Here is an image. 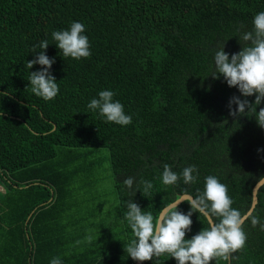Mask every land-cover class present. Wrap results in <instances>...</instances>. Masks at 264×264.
<instances>
[{"label": "trees", "instance_id": "1", "mask_svg": "<svg viewBox=\"0 0 264 264\" xmlns=\"http://www.w3.org/2000/svg\"><path fill=\"white\" fill-rule=\"evenodd\" d=\"M261 11L264 0H0V264H50L53 257L136 264L124 250L133 238L123 218L127 202L155 216L185 191L197 195L208 175L227 186L233 208L247 213L264 176V129L250 111L229 115V99L240 93L212 77L213 57L223 46L230 55L246 46L239 37ZM73 21L85 25L88 58L64 57L52 38ZM43 40L59 85L50 101L33 94L28 81L41 69L27 62L43 51ZM102 90L114 92L130 124L106 122L88 109ZM100 150L108 153L114 200L98 222V213L78 201L87 186L71 184L92 171L85 160ZM164 164L177 174L195 165L198 179L165 185ZM127 177L135 178L131 190ZM141 179L153 186L135 193ZM258 199L251 216L264 223V185ZM178 210L187 214L190 205ZM191 219L188 239L208 226L198 213ZM243 228L245 247L230 264H264V231L251 219ZM145 264L177 262L163 254Z\"/></svg>", "mask_w": 264, "mask_h": 264}, {"label": "clouds", "instance_id": "2", "mask_svg": "<svg viewBox=\"0 0 264 264\" xmlns=\"http://www.w3.org/2000/svg\"><path fill=\"white\" fill-rule=\"evenodd\" d=\"M252 24V30L239 37L246 42L239 52L230 55L225 52L224 46L215 52L213 59L216 71L212 77L219 79L222 76L229 87L237 88L240 93V96L233 95L229 99V115L238 118L246 110L250 111L258 126L264 129V107L257 111V106L264 102V11L254 16ZM84 33L85 25L73 21L67 29L53 31L51 35L64 57L79 60L91 55L89 39ZM48 46L47 40L41 41L38 47L43 51L35 53V58L27 62L29 69L36 64L41 66L40 70L30 72L28 81L31 92L45 101L54 99L59 93V85L50 71L55 58L50 59L45 54ZM3 94L8 95L7 92ZM114 95L110 90L99 91L98 97L92 98L87 107L93 112L98 111L106 122L127 126L132 122V117L125 113L120 101L113 99ZM250 96H255L254 102L247 99ZM233 105L236 107L233 108ZM0 116H3V112H0ZM181 178L185 184L195 183L198 169L190 165L177 174L170 165H163V184L175 185ZM134 182V177L123 180L130 190ZM258 184H264V176L258 178ZM139 185H143V192H148L153 186L151 182L141 179L135 193L141 192ZM183 202L190 205L187 214L178 210L179 204ZM233 203L227 186L215 175L204 178V188L202 191L197 189V195L192 196L185 191L174 201L165 204L155 216L143 211L137 203L128 201L123 218L131 228L133 238L124 250L139 264L163 254H168L177 264H211L214 259H222L230 264L233 254L245 247L247 234L243 225L247 220L251 219L253 227L259 225L264 231V223L259 217L241 213L232 207ZM193 213L203 216L208 226L188 239L186 233L191 231ZM50 264L63 262L60 257H53Z\"/></svg>", "mask_w": 264, "mask_h": 264}, {"label": "rangeland", "instance_id": "3", "mask_svg": "<svg viewBox=\"0 0 264 264\" xmlns=\"http://www.w3.org/2000/svg\"><path fill=\"white\" fill-rule=\"evenodd\" d=\"M107 155L106 150L94 152L90 159L85 160L87 165L94 163L92 171L82 173L71 184V186H87L86 191L79 195L78 201L83 202L82 210L85 212L91 210L98 213L96 217L98 222L102 217H106V212L114 200L113 178L109 162L106 160ZM5 194L4 190H0V195L4 196Z\"/></svg>", "mask_w": 264, "mask_h": 264}, {"label": "water", "instance_id": "4", "mask_svg": "<svg viewBox=\"0 0 264 264\" xmlns=\"http://www.w3.org/2000/svg\"><path fill=\"white\" fill-rule=\"evenodd\" d=\"M264 184H256L253 188V191H252V195H253V198H252V205L250 207V209L248 210L247 213H250V215H252V213L254 212L256 206L258 205V202H259V199H258V193H259V190L260 188L263 186ZM184 203V202H183ZM182 203L179 204V206L181 205ZM178 206V207H179ZM136 264H139V262H137Z\"/></svg>", "mask_w": 264, "mask_h": 264}]
</instances>
